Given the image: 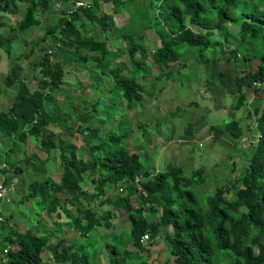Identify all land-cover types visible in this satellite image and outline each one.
Here are the masks:
<instances>
[{
	"label": "trees",
	"instance_id": "16d2710c",
	"mask_svg": "<svg viewBox=\"0 0 264 264\" xmlns=\"http://www.w3.org/2000/svg\"><path fill=\"white\" fill-rule=\"evenodd\" d=\"M53 1L59 0H0V12H7L10 7L23 8L17 26L25 33L40 24L37 16L40 11H54ZM92 1L91 8L84 11L89 18L96 15L93 11L97 10L98 1L112 4L115 15H127L124 24L118 27L116 38L123 47L114 52L107 47L108 25L116 27L113 14H100V35L90 36L78 13L68 16L64 11L61 20L45 27L40 38L44 40L51 35L58 46L36 64L40 76L36 89L31 91L24 81L19 82L12 103L0 111V173L6 175L13 169L21 174L23 169L15 160V153L21 152L24 157L20 161L25 163L32 180L18 204L23 206L29 221L35 219L38 229L46 227L43 213L53 220L50 233L43 229L42 233H36V227H24L22 232L18 227L5 228L0 209V227H3L0 264H146L148 254L141 256L140 252L148 251L146 245L161 235L167 252L164 264L170 260V264H219L223 260H228L227 264H264V107L261 103L252 105V112L246 110L247 119H253L256 130L249 153H245L239 164L231 162V177L221 182L210 181L202 167L189 174L183 166L172 164H167L163 171L153 170L143 152H131L123 146L130 135L129 123L118 116L120 100L126 110L141 107L144 93L153 95L157 84L164 79L180 84L199 81L210 87L216 78L222 84L227 71H232L239 60L253 66L236 74L229 95L233 98V110L246 108L250 95L264 92V0ZM148 30H152L159 43L150 53L144 41ZM70 37L75 41H69ZM40 39L21 41L32 50ZM82 49L88 52L82 53ZM0 50L5 54L11 51V42L1 35ZM121 55L128 58L127 73L118 67ZM224 56H227L225 60H219ZM213 57L227 67H214ZM68 62L85 69L89 75L96 73L101 78L100 89L105 86L103 77L113 81L103 110L106 121L117 122L115 128L104 132L82 128L96 117L100 100L89 104L87 88L84 96L66 99L74 107L73 112L79 108V113L67 112V104L64 108L59 106L57 97L63 94ZM189 63L196 64L200 72L189 68ZM174 64L178 72L157 73L147 85L150 66L169 69ZM97 85L93 87L99 90ZM189 103L196 105L195 101ZM70 118L75 122L69 123L68 129L73 130L78 123V134L89 131L99 139L95 144H86L91 158L79 153L74 140L67 138V131L62 133L51 127L67 125ZM223 125L222 128L210 126V131L214 139L227 136L233 145L247 132L253 133L250 123L242 124L239 120L232 119ZM140 127L145 131V126ZM29 139L39 142L38 148L47 155L46 159L34 153L27 155L22 150ZM51 154L59 158L62 173L58 180L45 168ZM3 183L9 186L8 179L4 178ZM205 183L211 188L204 193L200 186ZM112 189L117 193L114 198L109 194ZM65 192L72 193L76 200L89 194L97 206L74 214L59 198ZM7 195L0 202L9 203ZM134 198L137 201L133 202ZM29 205L34 212L28 213ZM114 213L127 217L124 232L111 234ZM12 217L6 216L4 220ZM62 221L74 231L73 239L54 235ZM101 228L104 234L96 235ZM143 235L149 237L146 245L141 243ZM129 244L133 250L128 248ZM46 253L53 263L43 259ZM102 253L107 256L105 262ZM151 262L156 264L157 260Z\"/></svg>",
	"mask_w": 264,
	"mask_h": 264
},
{
	"label": "rangeland",
	"instance_id": "374dc122",
	"mask_svg": "<svg viewBox=\"0 0 264 264\" xmlns=\"http://www.w3.org/2000/svg\"><path fill=\"white\" fill-rule=\"evenodd\" d=\"M91 1V0H90ZM67 9L65 3L60 4L59 8H55L54 11H40L38 13V20L40 24L27 30L25 33H21L18 29V22L22 18L23 8L21 7H10L7 12H0V23L3 26L0 28V35L4 38H8L11 42L10 54H5L0 50V88L3 93L0 95V111L6 110L13 101V95L17 88L19 82L24 81L31 91L35 90L37 87V82L40 80L38 74V68L36 64L41 60V58L47 52H54L55 48L58 46V42L51 35H48L44 40L40 38L43 37L45 27H52L58 23L63 12ZM97 9L93 11L96 15L89 18L84 13H80L83 25L85 29L88 30L90 36L100 35V18L101 16H106L113 14V21L115 26L111 24L108 25V35H107V47L111 51H117L123 47L122 44L117 43L118 27L124 24V15L114 14V9L112 4H105L100 1L97 3ZM101 14V16H100ZM77 24V23H76ZM47 29V28H46ZM81 30V29H80ZM97 33V34H96ZM145 47L150 53L151 50L156 48L159 44L155 34L152 30L145 32ZM40 39L35 44V47L25 45L21 40H26L29 42L32 39ZM69 41L74 42V37L68 38ZM71 49H74L72 47ZM28 58L24 55L29 54ZM82 53L88 52L85 49L81 50ZM96 56V53H93ZM23 56V57H22ZM227 56L220 58L219 60H225ZM61 60V59H60ZM59 60V61H60ZM121 63L118 67H122L125 73L128 72V58L121 55ZM185 60H190L185 57ZM191 61V60H190ZM215 61V57L212 58V65L214 67H227L224 63ZM65 66V83L62 85L63 94L58 95L57 102L61 108H64L67 104V112L79 113L80 109H76L73 112L74 107L72 104H68L66 99H76L80 96H84V88H87V102L92 104L96 99H100L97 106L96 117L93 118L89 124L83 125L82 128H92L100 130V132L108 131L117 126L116 121L108 122L105 120L106 112L103 107L106 104L107 90L112 87L113 81L109 77H103L102 80L105 83L100 89V79L96 73L87 72L71 63ZM66 64V65H67ZM251 62H243L239 60L232 71H227V78H223V83L220 84L215 78L210 87H207L203 82H183L172 83L169 80L164 79L162 82L157 84V89L153 95L149 96L144 93L142 98L141 107H137L134 110H126L125 103L120 100L118 106V116L128 120L130 135L127 140L124 141L123 146H127L131 152H143V155L148 160L147 164L152 167L155 171H163L167 164H172L174 166H183L186 174H189L192 170L198 169L200 167L204 168L207 173L205 177L209 178L210 181H222L230 178V168L231 162H241L242 158H245V153H249L251 149V144L254 142L253 134L256 135L255 122L253 119H247V111L252 112V105L256 102L261 103L260 106L264 107V92L259 95H250L247 100L246 108H241L236 111L232 109L233 98L229 95L230 87L234 84V78L237 73H240L242 69L250 70L252 69ZM189 68H196L198 66L194 63H189ZM151 75L147 79V85L149 86L150 80H152L157 73L165 72L171 70L172 73L178 72L177 64L172 65L169 69L159 66H150ZM199 71V69L197 70ZM200 72V71H199ZM99 73V72H97ZM195 74L192 73V76ZM140 80V79H139ZM143 83L142 80H140ZM98 83V85H97ZM97 85L99 90L94 89V85ZM162 88V91L159 89ZM8 90V92H6ZM111 96V95H110ZM195 101L196 105H191L189 102ZM116 116V117H118ZM71 119V118H70ZM232 119L239 120L242 124H249V129L252 130V134L248 133L239 142L233 145L230 138L224 136L218 140L214 139V135L210 131V126H215L222 128L225 122L231 121ZM251 121V122H249ZM73 118L68 121L67 125L61 124L58 127L51 125V127L58 132L68 133L67 138L74 140V142L79 147V153L87 158H91V152L86 148V144H95L99 141L89 133V131L84 132V134H78L77 130L80 128L78 123L74 126V129H68V125L74 123ZM70 123V124H69ZM141 126H145V131ZM80 136V137H78ZM43 137V135L41 136ZM84 140V144H82ZM81 142V143H80ZM1 146V142H0ZM39 142H33L30 139L27 142L24 149L27 155L36 154L42 159H46L47 155L39 150ZM21 152L15 153V160L17 165L23 169V172L19 174L16 170L9 169L6 175L0 173V183L3 182L4 178L9 180L8 195L9 203L0 202V209H2V219L3 224L10 227H18L19 230H24V227L35 229L36 233L51 232L52 221L47 218V215L43 213L44 226L38 229L37 223L34 222V218L27 219L25 212H23V206L18 204L22 196L27 192V186L31 182V176L28 174V170L25 169V163L20 160L23 158ZM50 162L45 168H48L50 175L54 180H58L62 170L59 165V158L56 154H51L49 156ZM4 166L2 165L1 168ZM236 167V166H235ZM234 167V168H235ZM235 175V174H234ZM86 185V184H85ZM202 192H208L211 188L208 183L202 184L200 186ZM120 192V190H119ZM111 198H114V194H117L115 190L109 191ZM60 200L67 203V208H69L74 214L78 211H83L89 207L95 208L97 202L94 203L93 199H90L88 194L82 199L76 200L74 195L69 192L63 193L59 196ZM133 202L137 201V198L132 199ZM105 208V206H103ZM28 213L34 212V210L28 206ZM22 211V212H21ZM13 215L9 221H5L6 216ZM29 217V216H28ZM33 217V216H32ZM154 218V217H153ZM112 221L114 222V231L111 234H117V232H124L128 226L127 217L125 214L114 213ZM69 224L66 221L61 222L59 231L55 232L54 235L61 239L65 238L67 240L74 238V231L69 228ZM0 233H3L1 230ZM4 228V229H5ZM23 232V231H22ZM103 235L104 230L101 228L97 230L96 235ZM52 242H55L53 240ZM146 252H140L141 256L146 253L149 255L150 260L147 259L146 264H153L152 259H156V264H164L167 254L166 247L163 242L162 235L153 239L150 243L146 245ZM130 250H133L131 244L128 245ZM43 259L46 262H51L50 255L48 253L43 254ZM102 260L105 262L107 256L102 253ZM228 260H223L219 264H227ZM172 263V260H170ZM169 263V264H170Z\"/></svg>",
	"mask_w": 264,
	"mask_h": 264
},
{
	"label": "built area",
	"instance_id": "2783aa9c",
	"mask_svg": "<svg viewBox=\"0 0 264 264\" xmlns=\"http://www.w3.org/2000/svg\"><path fill=\"white\" fill-rule=\"evenodd\" d=\"M63 1H67V2L73 4V7H72L71 11H75V10H77L79 8H83V9L89 8L88 3L85 2V1H82V0H63ZM60 4H61L60 1H55L54 2V7L55 8H59ZM8 191H9L8 187L4 186V184L1 182L0 183V198H4L5 195L8 193ZM148 240H149L148 235H143V237L141 239V243L146 245Z\"/></svg>",
	"mask_w": 264,
	"mask_h": 264
},
{
	"label": "clouds",
	"instance_id": "9594fccd",
	"mask_svg": "<svg viewBox=\"0 0 264 264\" xmlns=\"http://www.w3.org/2000/svg\"><path fill=\"white\" fill-rule=\"evenodd\" d=\"M60 2H61V4H63V3H65L68 7H67V9H65V12H66V14L69 16V15H73V14H75V13H78V14H80V13H84V11L85 10H88V9H90L91 8V3L93 2L92 0L90 1V0H82V1H85V2H87L88 3V5H89V8H86V9H83V8H79V9H77V10H75V11H71V9H72V7H73V4L72 3H69V2H67V1H63V0H59ZM54 2V1H53ZM53 6H54V3H53ZM54 10H55V7H54ZM3 183V182H2ZM4 184V183H3Z\"/></svg>",
	"mask_w": 264,
	"mask_h": 264
},
{
	"label": "crops",
	"instance_id": "0c3cea01",
	"mask_svg": "<svg viewBox=\"0 0 264 264\" xmlns=\"http://www.w3.org/2000/svg\"><path fill=\"white\" fill-rule=\"evenodd\" d=\"M66 5V4H65ZM67 6V5H66ZM68 7V6H67ZM98 10V9H97ZM96 55V54H95Z\"/></svg>",
	"mask_w": 264,
	"mask_h": 264
}]
</instances>
